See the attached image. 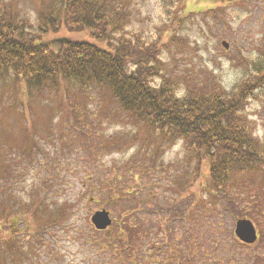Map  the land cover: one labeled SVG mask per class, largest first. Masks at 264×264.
I'll list each match as a JSON object with an SVG mask.
<instances>
[{"label": "rangeland", "instance_id": "1", "mask_svg": "<svg viewBox=\"0 0 264 264\" xmlns=\"http://www.w3.org/2000/svg\"><path fill=\"white\" fill-rule=\"evenodd\" d=\"M46 1L0 0V9L6 8L35 28ZM116 1L115 7L124 18L117 44L124 41L129 52L135 53L142 52V43L146 45L143 56L157 59L159 74L152 77V85L168 80L181 95L189 88L230 93L243 84L249 90L243 106L247 130L264 144V0ZM45 37L87 39L111 47L86 32L67 31L64 27ZM222 41L228 43L227 48ZM136 61L130 59L128 66L133 68ZM13 98L17 109H3L0 114V142L4 139L9 147L27 149L32 139L31 160L25 156L22 162L39 165L28 166L15 188L24 198L27 191L36 190L46 201L67 202L71 211L55 224L46 223L44 216L36 219L32 213L25 214L27 226L20 225L25 241L26 234L36 232L41 240L36 239L22 264H129L123 255L119 256L117 245L106 243L114 242L111 235L118 232V222L127 225L128 220L138 231L134 248L139 264H184L188 256L189 264H252L264 257L261 175L238 179L236 183L244 190L239 200L201 213L193 200H200L207 185L208 162H187L181 141L160 146L155 133L133 125L122 114L105 109L101 112L94 99L88 100L75 86L63 81L56 90L45 88L30 95L21 82L0 80V110ZM83 113L92 123H84ZM24 126L34 137L27 142H22ZM101 139H109L101 144L102 148ZM110 139L119 147H113ZM46 162L49 172L44 167ZM188 176L192 179L184 189ZM110 177L138 191L134 196L138 208L132 204L136 203L133 198L130 201V194L121 200L106 188L105 180ZM45 178L50 186L41 188ZM179 184L183 188L179 189ZM92 190L101 196L103 193L100 202L89 198ZM190 208L195 218L191 222L187 218ZM101 209L109 212L112 223L96 230L90 216ZM130 209L133 212L128 215ZM241 218L249 219L258 234L251 249L238 245L233 234L235 221ZM201 250L203 254L206 251V257ZM175 251L185 259L174 262L170 256Z\"/></svg>", "mask_w": 264, "mask_h": 264}, {"label": "trees", "instance_id": "2", "mask_svg": "<svg viewBox=\"0 0 264 264\" xmlns=\"http://www.w3.org/2000/svg\"><path fill=\"white\" fill-rule=\"evenodd\" d=\"M115 2L49 0L42 3L38 13L39 24L35 28L27 20L15 18L6 8H1L0 80L11 78L15 82L19 81L30 95L40 93L45 88L56 90L63 81L66 85L75 86L77 92L88 97V100L94 99L96 105L101 107V112L105 109L122 114L133 125L155 133L154 137L159 139L160 146L181 141L187 162H196L198 159L208 162L207 185L203 186L200 200H193L201 213H210L219 204L224 207L234 199L239 200L244 192L236 183L239 178L258 174L264 179V144L249 134L243 116L249 90L241 84L230 93L216 89L189 88L178 95L168 80L162 79L156 86L152 85V77L159 74L155 65L157 59L143 56V46L146 45L142 43V52L135 53L129 52V45L124 41L117 44L124 18L117 11ZM62 27L67 31L86 32L92 39L111 47L87 39H46L48 32L55 33ZM134 58L138 61L130 68L128 62ZM6 104L1 106L0 114L3 109H17L14 98ZM90 119L84 114V123H92ZM29 133V129L24 126L22 142L34 138ZM108 140L101 139L100 147ZM32 141L28 142L27 149L9 147L4 139L0 142V264H22L36 239L41 240L40 233L36 232L26 234L29 244L25 241L23 227L20 225L27 226L26 213H32L36 219L44 216L46 223L55 224L69 216L68 211L71 212L67 202L56 204L46 201L40 197V191L36 190L27 191L24 198L15 188L14 184L28 166L39 167L22 162L25 156L31 160L34 153V146L30 144ZM110 141L113 147H119L112 139ZM44 167L47 172L50 171L47 162ZM53 171L58 170L53 168ZM191 179L186 177L184 189H187ZM118 181V178L110 177V180H105L106 188L121 200L128 194L131 196L130 201L134 199L138 191ZM180 184L179 189L183 188ZM49 186L48 178H45L41 188ZM113 195L108 196L114 198ZM102 197L103 193L101 196L94 190L89 196L96 203ZM135 202L132 201V204L138 208L137 199ZM189 210L187 218L191 222L195 219L194 210ZM129 211L128 215H131L133 210ZM239 213L247 216L241 211ZM128 221L127 225L118 222V232L120 229L123 232L111 235L114 241L112 244L110 241L106 243L117 245L119 256L123 255L129 264H139L134 248L138 231ZM141 230L146 234L145 228ZM125 239V243L120 242ZM128 241L130 246L126 247ZM201 252L203 254V250ZM206 256L204 250L203 257ZM170 257L174 262L185 259L176 251ZM189 258L186 257L182 262L189 264Z\"/></svg>", "mask_w": 264, "mask_h": 264}, {"label": "water", "instance_id": "3", "mask_svg": "<svg viewBox=\"0 0 264 264\" xmlns=\"http://www.w3.org/2000/svg\"><path fill=\"white\" fill-rule=\"evenodd\" d=\"M221 44L225 48L228 47V43L225 41H222ZM90 221L96 230H104L111 224L112 219L107 210L101 209L93 212ZM234 234L241 241L248 243L253 242L257 237L253 223L245 218L236 220Z\"/></svg>", "mask_w": 264, "mask_h": 264}, {"label": "flooded vegetation", "instance_id": "4", "mask_svg": "<svg viewBox=\"0 0 264 264\" xmlns=\"http://www.w3.org/2000/svg\"><path fill=\"white\" fill-rule=\"evenodd\" d=\"M236 222V221H235ZM234 227H235V224H234ZM233 234H234V228H233ZM256 234H257V232H256ZM234 236H235V238H236V240L238 241L237 243H238V245H240L241 247H243V248H253V246H254V244L256 243V241H257V239H258V234H257V237H256V239L253 241V242H251V243H248V242H243V241H241L240 239H238L237 238V236L234 234ZM262 259V260H261ZM261 259H259V258H256V260L255 261H253L252 262V264H264V257H261Z\"/></svg>", "mask_w": 264, "mask_h": 264}]
</instances>
